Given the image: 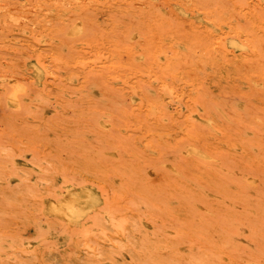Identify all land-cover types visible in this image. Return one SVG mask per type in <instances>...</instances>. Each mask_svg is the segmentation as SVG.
Wrapping results in <instances>:
<instances>
[{
  "label": "rangeland",
  "instance_id": "1",
  "mask_svg": "<svg viewBox=\"0 0 264 264\" xmlns=\"http://www.w3.org/2000/svg\"><path fill=\"white\" fill-rule=\"evenodd\" d=\"M0 264H264V0H0Z\"/></svg>",
  "mask_w": 264,
  "mask_h": 264
},
{
  "label": "bare ground",
  "instance_id": "2",
  "mask_svg": "<svg viewBox=\"0 0 264 264\" xmlns=\"http://www.w3.org/2000/svg\"><path fill=\"white\" fill-rule=\"evenodd\" d=\"M3 82H4V81H3ZM248 179H249V178H248ZM85 195H86V194H85ZM83 196H84V195H83ZM76 201H77V200H76ZM64 202H68V200H66V201H64ZM70 202L73 203L72 200H71ZM68 203H69V202H68ZM68 203H67V204H68ZM75 203H76V202H75ZM62 204H63V203H61V205H62ZM63 205L66 206V204H63ZM72 205H74V204H72ZM75 205H77V204H75ZM81 205H82V204H81ZM81 205H80V207H81ZM53 206H56V207H57V205H53ZM59 206H60V205H58V207H59ZM62 207H64V206H62ZM80 207H79V208H80ZM76 208H77V207H76ZM81 208H82V207H81ZM73 209H74V208H73ZM77 209H78V208H77ZM77 209H74V211H77ZM59 210H60V209H59ZM62 210H63V211H62ZM78 210H79V209H78ZM60 212H64V209L62 208V209L60 210ZM68 212H69V211H68ZM68 212L65 211L64 213H68ZM77 212H79V211H77ZM69 213H71V212H69ZM72 213H73V212H72ZM72 213H71V214H72ZM73 214H75V213H73ZM73 214H72V215H73ZM78 214H79V213H78ZM68 215H69V214H68ZM75 215H77V213H76ZM75 215H74V216H75ZM72 217H73V216H72Z\"/></svg>",
  "mask_w": 264,
  "mask_h": 264
}]
</instances>
